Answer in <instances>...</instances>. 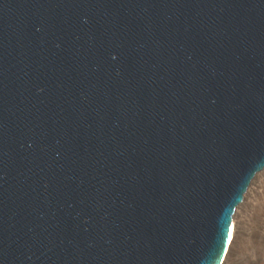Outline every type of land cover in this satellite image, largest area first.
<instances>
[{"label":"water","instance_id":"95a60500","mask_svg":"<svg viewBox=\"0 0 264 264\" xmlns=\"http://www.w3.org/2000/svg\"><path fill=\"white\" fill-rule=\"evenodd\" d=\"M264 171V0H0V264H222Z\"/></svg>","mask_w":264,"mask_h":264},{"label":"rangeland","instance_id":"374dc122","mask_svg":"<svg viewBox=\"0 0 264 264\" xmlns=\"http://www.w3.org/2000/svg\"><path fill=\"white\" fill-rule=\"evenodd\" d=\"M262 173L260 174L261 176L259 175L258 179H256V180L257 181H262V185H263L262 189L264 190V176H263L264 173L263 174ZM263 190H261V194L258 196L256 201L254 202V204L257 203L255 205V207L256 206L257 207L256 208L254 207L255 210H253V212L251 210L248 211V214H250V217L248 216L247 219L252 221V223H251L250 226H247V227L243 228V230H242V234H244L243 235L244 238H243V241H242L243 244L241 243L235 249L236 251L233 252V254L231 256V259L229 261V264H241V263H243V261H244L243 264H251V263H253V261H251V259H250L251 256L249 254L251 252L255 253V252L264 250V208H263L264 207V201H263L264 200V197H263L264 196V191ZM246 207H247V205L244 202L242 204V206L238 209V211H243V210L246 211L247 210ZM260 209H262V210L260 211ZM259 213H261V214H259ZM253 214L255 216L258 214L261 219L259 217H258V219L255 218V216ZM235 217L237 218L236 214H235ZM235 217H234V219H236ZM257 220L260 221V223ZM255 221H257V222H255ZM261 221L263 223H261ZM253 223H255V224H253ZM256 223H257V225H256ZM258 223L261 224V225H259ZM246 252H247V254H246ZM245 255L246 256L249 255L247 257V259H250V260L246 261L247 259H246ZM241 257L242 258L245 257V258H243L244 260L241 259Z\"/></svg>","mask_w":264,"mask_h":264},{"label":"bare ground","instance_id":"6f19581e","mask_svg":"<svg viewBox=\"0 0 264 264\" xmlns=\"http://www.w3.org/2000/svg\"><path fill=\"white\" fill-rule=\"evenodd\" d=\"M264 173V172H263ZM262 173V174H263ZM261 176V175H260ZM264 176V175H263ZM258 179V177L256 178ZM254 180V184L251 185V187L249 188L246 196H245V204L247 205L246 207V211L243 210V211H238L236 212V216L237 218L234 219V223L233 225L231 226V230H230V236H229V242H228V248L226 250V254L222 260V264H229V261L231 259V256L233 254L234 251H236L235 249L238 247V245H240L241 243L243 244V238H244V234H242V230L244 227H247V226H250L252 221L248 220L247 217L249 216L250 217V214H248V211L251 210L253 212L254 207L255 205L257 204H254V202L256 201V199L258 198V196L261 194V190H263V185H262V181H257V180ZM257 181V182H256ZM264 191V190H263ZM264 197V196H263ZM262 201V200H261ZM264 201V200H263ZM257 207V206H256ZM255 207V208H256ZM264 208V207H263ZM262 209H260L261 211ZM250 211V212H251ZM258 213V212H257ZM261 214V213H259ZM254 215V214H253ZM255 216V215H254ZM253 216V217H254ZM259 215L257 214L255 216V218L258 219ZM260 218V217H259ZM261 219V218H260ZM258 221V220H257ZM255 221V222H257ZM260 223V221H258ZM258 223V224H259ZM261 223H263L261 221ZM255 224V223H253ZM257 225V223H256ZM261 225V224H259ZM246 231V230H245ZM250 234V233H249ZM263 249V248H262ZM249 250V249H248ZM253 250V249H252ZM258 251V250H257ZM247 254V252H246ZM249 254V253H248ZM251 256V261H253V263L251 264H264V250H261V251H258V252H251L249 254ZM249 255H245L246 259ZM243 257V258H245ZM241 257V259H243ZM250 259H247L246 261L250 260ZM244 260V259H243ZM242 261V260H241ZM244 263V261H243ZM241 263V264H243Z\"/></svg>","mask_w":264,"mask_h":264}]
</instances>
